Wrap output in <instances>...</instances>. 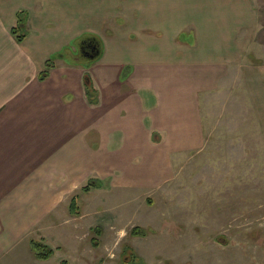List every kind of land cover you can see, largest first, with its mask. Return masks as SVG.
I'll list each match as a JSON object with an SVG mask.
<instances>
[{
	"label": "crops",
	"instance_id": "1",
	"mask_svg": "<svg viewBox=\"0 0 264 264\" xmlns=\"http://www.w3.org/2000/svg\"><path fill=\"white\" fill-rule=\"evenodd\" d=\"M167 4L176 15L155 14L167 11ZM230 6L231 13L241 14L239 22H232L234 15L228 10L223 14L218 9L215 24H204L199 17L202 10L194 7L191 12L197 21L190 26L182 16L185 11L176 12L172 0H149L147 18L132 14L130 29L122 27L106 36L94 32L102 50L89 66L57 59L40 79L51 54L77 38L78 30V37L89 33L85 15L74 11L65 32L58 34L55 25L42 19V9L29 11L20 0H0V255L9 252L6 261H46L32 255L30 240L43 232L45 215L58 212L61 191L75 188L70 175L77 168L87 174V138L77 129L87 125V109L98 108L102 159L120 151L131 161L143 142L153 147L154 160L155 153L166 159L168 154L202 148L210 111L202 112V117L201 110L217 106L210 101L221 88L232 94L237 79L220 63L236 61L237 36L242 31L245 35L247 22L250 27L257 21L252 16L253 0H234ZM19 11L27 14L21 42L11 33ZM74 17H80L83 25H77ZM247 58L251 62L253 56ZM240 72L238 79L250 96L252 69L243 66ZM87 74L96 90V83L100 85L97 104L87 101ZM259 95L264 106V89Z\"/></svg>",
	"mask_w": 264,
	"mask_h": 264
},
{
	"label": "rangeland",
	"instance_id": "2",
	"mask_svg": "<svg viewBox=\"0 0 264 264\" xmlns=\"http://www.w3.org/2000/svg\"><path fill=\"white\" fill-rule=\"evenodd\" d=\"M53 1H57L54 9L50 8ZM233 1L172 0V3L176 12L185 11L182 16L194 26L197 21V14L191 12L194 7L202 10L199 17L204 24L214 25L219 10L223 14L230 12ZM20 2L29 11L42 9V19L55 25L58 34L59 30L61 34L65 32L64 25L75 11L80 17L85 15L89 34L97 35L96 32L103 36L122 27L130 29L132 14L134 18L146 19L149 6V0ZM169 5L167 11L159 9L155 14L173 13ZM235 8L241 10L242 6ZM252 9L257 21L250 27L247 22L245 35L242 31L237 36V43L243 46L233 47L238 52L236 61L220 63L224 72L228 69L237 78L231 86L232 94L229 88H221L210 101L217 106L201 110L202 117L210 111L203 126L206 135L202 148L168 154L166 159L155 153L154 160V153H150L153 147L143 142L138 148L139 155L131 161L121 157L120 151L102 159L98 108L87 109V125H77L87 138V174L77 168L70 175L75 188L61 191L58 212L57 209L54 213L47 212L40 224L43 232L31 239L53 250L50 259L38 263L264 264V106L259 95L264 89L260 87L264 75H259L264 73V13H261L264 0H253ZM231 14L232 22H239L241 14ZM80 17H74L77 25H83ZM122 22L123 26H118ZM192 35L195 42V33ZM249 36L250 44L246 39ZM247 55L253 56L251 62ZM240 58L244 61H239ZM243 66L252 69L250 96L238 79L243 75L240 72ZM96 84L99 97L100 85ZM78 152H83L82 146ZM111 165L116 169H111ZM90 179L103 183L100 188L84 192L82 188ZM74 197L78 215L69 211ZM136 227L144 235L132 236ZM29 249L34 255L31 246ZM130 252L137 261L125 263L131 257ZM8 257L9 252L0 255V264H30L25 258L11 263L6 261Z\"/></svg>",
	"mask_w": 264,
	"mask_h": 264
},
{
	"label": "trees",
	"instance_id": "3",
	"mask_svg": "<svg viewBox=\"0 0 264 264\" xmlns=\"http://www.w3.org/2000/svg\"><path fill=\"white\" fill-rule=\"evenodd\" d=\"M26 21H27V14L25 11H19L16 13V23H15V26H13L11 28V33L15 36V38L18 42H21L26 36V29H25ZM80 37H82V36H80ZM80 37H77V38L71 40L67 46L62 47L59 51L50 55V57L48 58V60L45 63L44 71L40 74V79H44L47 76V74L49 73V70L51 68H53V66H54V61L57 59H62L65 62H67L69 64H73V65L82 64V65L89 66L91 64V63L89 64L88 62L83 63V62L79 61V59H81V55L78 54V50L76 49L77 48L76 43ZM87 39H90L91 41H93L92 44H94L96 46L98 44V46L102 50V42L97 35L87 33ZM85 94H86V98H87V101L89 104H97L98 103L95 88L93 87L88 74L85 75ZM100 186L101 185L98 181H96L94 179H90L87 182L86 187H83L82 190L84 192H86V191L89 192V190L91 188H100ZM76 199H77L76 197L71 199V203L69 205V211L72 214L78 215L79 210H78V203H76L77 202ZM138 234L144 235V231L140 230L138 227L133 228L131 231V235L134 236V235H138ZM30 246L34 252L35 257L39 260H46L53 254L52 248L44 245L40 241L30 240ZM130 255H131V257L129 256V258H128L129 260L124 261L125 263L126 262L127 263H130V262L134 263L137 261V258L135 257V255L133 253L130 252Z\"/></svg>",
	"mask_w": 264,
	"mask_h": 264
},
{
	"label": "water",
	"instance_id": "4",
	"mask_svg": "<svg viewBox=\"0 0 264 264\" xmlns=\"http://www.w3.org/2000/svg\"><path fill=\"white\" fill-rule=\"evenodd\" d=\"M95 42V41H94ZM93 41H91L90 39H87V35L86 36H82L79 38V40L76 43V49L78 50V54L81 55V59H79V61L81 62H88L93 63L95 60H97L101 54V48L94 44H92ZM96 43V42H95ZM87 44H90V47H92V51L91 53H86L87 52Z\"/></svg>",
	"mask_w": 264,
	"mask_h": 264
},
{
	"label": "flooded vegetation",
	"instance_id": "5",
	"mask_svg": "<svg viewBox=\"0 0 264 264\" xmlns=\"http://www.w3.org/2000/svg\"><path fill=\"white\" fill-rule=\"evenodd\" d=\"M92 47H90V44H87V52L86 53H91V51H92Z\"/></svg>",
	"mask_w": 264,
	"mask_h": 264
}]
</instances>
